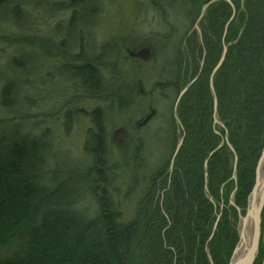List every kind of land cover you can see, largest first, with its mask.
<instances>
[{"label": "trees", "instance_id": "trees-1", "mask_svg": "<svg viewBox=\"0 0 264 264\" xmlns=\"http://www.w3.org/2000/svg\"><path fill=\"white\" fill-rule=\"evenodd\" d=\"M11 1L0 0V7ZM181 1L190 3L186 15L191 25L211 0ZM65 2L72 21L83 0ZM231 2L240 5V0ZM160 3L175 9L173 0ZM231 8L224 0L209 4L200 21L201 38L187 40L193 57L190 72L188 64L182 69L179 61L174 74L156 84L159 89H173L178 97L183 84L192 80L177 104L182 142L172 165L167 157L161 166L149 170L128 217H123L111 183L103 108L92 110V127L85 130L83 150L92 158L90 164L59 171L57 176L47 155L54 140L51 129L37 135L22 132L25 129L13 135L0 130V264H228L238 239L235 220L246 207L264 147V0H244L240 22L225 27ZM35 38L38 42L32 46L37 45L44 57L56 52L48 51L51 42ZM28 40L22 38L19 43ZM61 40L58 46L69 54L56 53L74 70L64 77L76 81L87 98L113 101L122 109L130 96L114 95L105 79L107 71L115 68L117 48L89 56L80 42L73 57L71 46ZM232 40L211 79L222 45ZM40 44H47L46 51ZM167 73H173L172 69ZM211 81L222 123L218 130ZM0 97L4 102V93ZM76 112L68 108L62 116L70 123ZM25 113L16 118L24 119ZM150 113L142 123L150 119ZM62 124L63 128L69 125ZM174 134L173 127V147ZM136 161L139 171L147 167ZM86 197L96 204L90 214L79 207ZM9 247L18 250L6 255Z\"/></svg>", "mask_w": 264, "mask_h": 264}, {"label": "rangeland", "instance_id": "rangeland-1", "mask_svg": "<svg viewBox=\"0 0 264 264\" xmlns=\"http://www.w3.org/2000/svg\"><path fill=\"white\" fill-rule=\"evenodd\" d=\"M173 1L176 3L175 9L170 10L172 4H159L163 0H83L77 12H74L72 21V11L65 9V0H12L0 7V68L4 67L0 76L5 73L3 77H6L5 81L0 77V94L4 93L5 96V103L0 100V130L13 135L25 129L22 132L37 135L46 128L51 129L49 133L54 136V140L47 155L51 164L54 163L56 171L53 173L57 176L59 171L90 164L92 158L83 150L85 130L92 127V110L97 106L103 108L108 149L106 157L113 173L111 183L116 188V199L124 218L132 213L133 204L141 195L151 172L149 170L161 166L167 157L172 165L182 142L175 105L177 97L173 89H159L156 84L165 78L169 79L174 74V65H178L179 61L182 69L188 64L186 69L189 68L190 72L193 57L187 40L191 37L194 42L198 37L201 38L202 28L201 22L195 24L196 27H193L194 23L190 25L188 22L186 13L191 8L190 3ZM243 1L240 0L239 7L231 5L232 14L225 27L240 22L238 17ZM68 2L73 3V0ZM207 7L197 17L198 20L204 16ZM35 37L53 44H49L48 51L64 53L66 49L58 46L62 38L63 45L71 46L68 48H71L73 57L79 52L80 42H83V51L89 56L100 51L113 52L116 47L118 57L114 62L115 68L107 71L105 79L114 95L121 92L124 98L130 96L128 103L123 101L124 105L119 109L113 101L110 104L101 99L87 98L76 81L65 78L74 71L73 67L64 64L63 57L54 51L44 57L43 51L35 47L37 45L32 46L38 42ZM22 38L30 39L19 43ZM233 42H224L226 49ZM46 45L40 44L44 51ZM198 51L196 47V58ZM68 54L66 51L65 56ZM170 69L173 73H167ZM191 81L184 83L182 89ZM6 104L12 109L7 108ZM68 108L79 110L70 123L62 116ZM24 112V119L16 118V114ZM150 112L153 113L150 119L142 123ZM63 121L69 124L65 128L62 126ZM214 124L216 130L222 125L218 118L217 121L214 118ZM173 127L176 136L174 147L170 142ZM223 140H226V136ZM138 159L146 163L145 169L139 171L135 167ZM235 162L236 157L233 156ZM232 178L236 179L235 169ZM234 191L229 201L231 205H234ZM250 193L244 211L238 212L235 220L238 234L235 247L240 240V218L246 214ZM94 201L86 197L79 202V207L90 214L96 207ZM17 250L9 247L5 253L11 255ZM263 260L264 205L257 253L251 264H262Z\"/></svg>", "mask_w": 264, "mask_h": 264}, {"label": "water", "instance_id": "water-1", "mask_svg": "<svg viewBox=\"0 0 264 264\" xmlns=\"http://www.w3.org/2000/svg\"><path fill=\"white\" fill-rule=\"evenodd\" d=\"M213 1L215 0H211L209 2H207L206 4L203 5L202 7V10H201V14H203V11L204 9L207 7V5H209L210 3H212ZM230 5H232L231 1L230 0H226ZM225 52H226V45H223V50H222V54H221V57H220V60L218 62V64L216 65V67L213 69V72H212V75H211V79H212V76H213V73L215 72V70L217 69V67L219 66V64L221 63V61L223 60L224 58V55H225ZM192 83L189 82L178 94V97H177V100H176V103L175 105H177V102L178 100L180 99V97L182 96V94L184 93V91L189 87V85ZM210 89H211V93L213 95V99H214V118H215V121H217V118H216V101H215V96H214V91H213V86H212V81L210 82ZM147 119V118H146ZM145 119V120H146ZM144 120V121H145ZM181 140V139H180ZM180 143V141H179ZM178 143V145H179ZM228 144V143H227ZM228 146L231 148V146L228 144ZM232 149V148H231ZM263 158H264V147L261 151V155L258 159V163H257V167H256V173H255V184L251 190V193H250V196H249V201H248V208H247V211H246V214L244 217H241L240 218V221L247 218V217H251L253 223H254V229H253V236H254V239H253V242H252V245H251V249H250V258H251V261H253L256 253H257V248H258V242H259V237H260V223H261V211H262V208H263V205H264V181H263V184H262V191H261V195L259 197V200L258 202L253 205V203H251V197L255 196V188H256V183H257V171H258V168L260 165H262L264 163L263 161ZM231 203H232V200H231ZM240 233V232H239ZM238 245V244H237ZM236 248L237 246L235 247V250H234V253L236 251ZM233 253V255H234ZM233 255H232V258L229 262V264H232V260H233ZM262 264H264V260L262 262Z\"/></svg>", "mask_w": 264, "mask_h": 264}, {"label": "bare ground", "instance_id": "bare-ground-1", "mask_svg": "<svg viewBox=\"0 0 264 264\" xmlns=\"http://www.w3.org/2000/svg\"><path fill=\"white\" fill-rule=\"evenodd\" d=\"M262 166L263 164L259 166L257 171L255 196L251 197V203H253V205L258 202L262 191V184L264 181V168ZM253 229L254 223L250 216L240 221V240L233 255L232 264H251L252 261L249 255L251 245L254 239Z\"/></svg>", "mask_w": 264, "mask_h": 264}, {"label": "flooded vegetation", "instance_id": "flooded-vegetation-1", "mask_svg": "<svg viewBox=\"0 0 264 264\" xmlns=\"http://www.w3.org/2000/svg\"><path fill=\"white\" fill-rule=\"evenodd\" d=\"M215 1H217V0H215ZM214 2V1H213ZM203 7V6H202ZM202 7H201V9H200V14H201V10H202ZM199 14V15H200ZM199 17V16H198ZM202 18V17H201ZM201 18H200V20H201ZM199 19V18H198ZM198 19H196L195 21H194V24H193V27H194V25L195 24H197V23H199L200 22V20H198ZM195 27H196V25H195Z\"/></svg>", "mask_w": 264, "mask_h": 264}]
</instances>
